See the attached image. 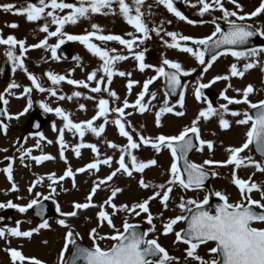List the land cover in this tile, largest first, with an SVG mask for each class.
<instances>
[{"label":"snow or ice","instance_id":"6c2138e0","mask_svg":"<svg viewBox=\"0 0 264 264\" xmlns=\"http://www.w3.org/2000/svg\"><path fill=\"white\" fill-rule=\"evenodd\" d=\"M228 2L233 4L236 10H228L225 8L224 0H198V4L201 6L199 15L204 16L206 13L217 10L221 11L223 13L222 18L228 24L227 31L217 23L216 19H213L211 22L215 24L214 31L211 35L203 38H193L177 32L165 33V35L171 38V42L167 40L164 41L166 47L177 49L193 56L198 61L199 65L204 66V73L212 68L213 64L221 56L230 54L232 57H235L237 61H248L243 65V69L238 68L237 64L233 63L230 66L229 75H218L208 83L200 82L203 78L201 76L197 81V87L194 92L195 98L198 101L201 100L204 95L202 90L210 88L217 81H230L231 77L243 78L248 70L257 67L260 61L255 58L258 57L260 53L264 52V48H248L244 51L236 50L239 46L246 45L249 39L258 33L259 35L264 36V29L257 30L254 29L252 25L245 23L247 20L264 14V0H261L259 7L250 13L244 12L243 6L238 0H228ZM157 3L166 7V9L178 19L186 21L188 24L196 23L176 8L174 0H157ZM144 4L145 0H132L131 5L127 0H79L78 5L65 2V0H37V2L29 3L27 7L17 8L14 4H3L0 5V8L6 12H13V14L16 15H24L28 22H36L42 19L48 20V18H50V24L56 25V30L50 31L49 23L43 24L39 31L46 33V38L40 43L33 44L30 47L50 48L54 59H59L57 56V49H59L66 40L79 41L81 44L85 45L94 56L102 61V65L99 69L88 74L87 81L68 79L65 75L54 74L51 71L46 72L45 76L53 86L60 85L61 82L66 81L70 85L90 89L92 93H100L102 91L101 85L105 83L104 77H107L106 82L110 85L113 76L119 75L124 77L126 75L130 76L131 74L122 71L117 72L115 70L116 63L128 59V56L117 53L116 49L101 47L96 43L91 42L92 38L95 37L97 41L101 42L116 41L124 46L129 52H133L134 46L143 44L144 41L151 38L152 32H155L157 36H160L161 31H163L162 27L150 28L148 23H146L144 19L145 12L142 11ZM113 5L118 6L119 14L123 16L129 25L132 26L135 33L140 35H134V33L129 32L127 33V36L131 38L125 39L120 35L98 34L102 33L103 29L96 24L92 25L93 31L88 32L85 35H72L63 30L65 25H75L80 19H90L92 14H116V9ZM192 7H196V5H192ZM65 9L70 10L68 14L63 16L57 14V10L63 12ZM169 23L171 22L169 21ZM7 26L11 28L18 27L15 23ZM51 37L57 38L58 42L55 45L48 44V38ZM182 41H191L196 47L182 44ZM0 45L8 46L5 55L12 63L13 71L17 68L22 69L27 73L28 79L31 81L35 90H38L41 93L49 92L52 96H57V89L55 87L45 88L40 83L38 77L28 72V69L24 64V56L29 50V47H26V40H18L13 35H9L7 38H3L2 35H0ZM17 46L20 49L19 55L16 52ZM112 53L116 54L113 55ZM206 56H210V60L207 63ZM134 58L139 62L140 71H144L149 67H154L144 63V51L135 53ZM76 59L79 60L80 58L76 57ZM154 71L156 75L144 82L143 90L138 94L134 103L130 104L129 101L125 99L122 107L110 109L109 100L100 98L97 105L98 111L96 115L87 121L79 123L74 122L70 118L71 114L65 112L64 109L60 107L53 109L47 103L43 102L40 104V107L45 112H55V114L65 122L63 128L58 130L55 125H53V130L58 131L59 134L60 154L62 158H64L63 153L67 148L64 140L65 129L74 134H78L81 141H83L87 132H91L99 137L105 131V125L108 123V114L110 111L119 114L118 118L115 119L113 123L118 127L119 135L127 138V144L123 147L116 143H109L108 146L110 148L117 149L120 152V156L116 161L118 167H116L105 179L98 181L94 185L90 194L86 197L85 203L74 202L72 205L73 210L70 212L61 211L59 204L56 203L55 210L60 217H62L58 220V224L67 229L65 243L59 253L58 264H178V259L171 256L168 251L158 243L159 237L148 239L149 233H154L156 231V225L153 223L155 217L149 208L150 202L159 197L163 208L167 210L168 201L171 198V193L173 192L174 187H180L184 190L192 191L203 189L205 181L208 180L210 174L216 175L214 172L210 173L206 166L234 165L235 169H239L241 166L253 165L257 171L264 173V163L257 162L253 160L252 157L241 156V153H244L251 145L254 146L256 152L264 157V100H260L256 103L249 100V96L255 91L251 84L242 90L236 89V91L242 95V99H236L235 97H229L226 94L228 88L232 87L231 83H229L221 93L222 99L227 101V103L221 104L219 108H216L213 106L212 102L208 100L207 107L198 113L196 119L192 121L191 126L185 127L178 135H159L152 138L138 134V140L135 139L130 131L127 130L129 122L125 118V109L133 108L141 114L149 111L148 103L144 102L145 96L149 93V85L154 83L155 80L163 77L167 89L165 91V96L175 95L177 91L187 88V85L182 84L181 77L190 76L196 71V69L185 70L180 62L165 58L163 59L161 66L154 67ZM98 72H103L104 76L98 78ZM90 81H96L97 86L90 88L88 83ZM136 83L138 82L129 80L127 84L129 92ZM20 87L21 85L13 81L8 85L5 93H0V102L5 106L3 111L0 112V116L7 115L8 120H12L13 118L19 119L20 115L26 114L28 110L32 108L30 94L33 91V87H24L22 96L29 97L27 106L23 112L15 117L8 114L7 105L9 104V100L6 98V95H15L12 90ZM73 96L81 97L82 93L76 91L72 96H68L67 99L71 100ZM109 96L119 100L117 93L114 91H109ZM58 98L64 100L66 97L60 95ZM85 98L95 99L92 96H87ZM151 98L154 100L156 94L151 93ZM231 104H246L249 109H254L255 112L253 114L247 110L244 112L230 111L229 105ZM179 106L180 108L184 107L183 94L179 96ZM80 108L85 109V105L81 104ZM167 113H173L176 116L185 115L183 111H175V105H170L166 99L164 105L155 115L157 126H160L161 124V116ZM228 113L233 117H242L235 121L236 124L249 126L246 132L245 142L240 147H229L226 149L229 153V158L226 161L208 159L205 160L203 164L192 162L189 159L188 154L194 149L203 152L205 147L210 151L214 148L213 141L201 138L199 127L201 119L207 121L214 116H219L220 127L227 130L231 127V122L225 119L224 115ZM131 114L132 113H128L127 115ZM100 118H104V123L99 126H94V122ZM36 126L39 127L38 124ZM0 129L3 130L5 135L7 134L8 125L2 120H0ZM133 131L135 130L133 129ZM39 135L42 140L46 139L42 133ZM48 143H52V141H48ZM141 146L151 147L156 153H160L164 150L170 151L173 162L169 169L170 178L167 183L151 185L141 178L138 182L140 187L144 189L150 187L158 188L159 191H154L153 195L148 197V199L134 203L131 206L127 204L118 206L113 202L117 194L123 191V189L119 187L112 188L110 197L106 199L103 204L96 205L93 203V197L96 195V192L101 185H105L109 181H112L118 173L132 177L134 172L143 173L146 169L157 165L158 162L154 158H150L147 161L138 159L137 155L134 154V150L140 149ZM36 147H39V143ZM82 148H90L97 154V157L100 155L99 148L95 144H85L81 142L74 148L77 157L81 155ZM3 151H7V149H3ZM24 156H31V158L38 164L55 159V157L50 154L32 156L31 148L24 151L21 159H23ZM126 157L130 160V163L126 162ZM6 159L12 160L11 157H6ZM246 161L247 165L245 164ZM112 162V157H105L104 159H96L94 162L88 163L85 167L77 169L75 172L69 166L65 173L59 177H57L55 173H51L47 177V179L51 181L49 187L51 188L52 193H55L56 189L54 185L68 177L72 178L73 186L75 187L76 172L83 173L88 170L98 171L102 164L111 167ZM3 171L6 172L8 180L13 181L12 165L9 164V166L3 169ZM43 180V177L38 178L29 188V192L32 191V188H34L36 184H41ZM232 182L239 190L241 196L240 202L230 203L229 196L220 191H209L203 200H185L181 197L177 207L182 214L176 215L174 218H169L166 221L162 220V234L168 235L174 233V242L187 245L186 256L197 261L198 264H264V228L253 226V224L257 222L264 224V203L261 202V200H264V186L253 182L251 178L248 180L239 178L235 171L233 172ZM12 190H18L14 182L12 183ZM253 191L261 193V200H255L252 198L251 194ZM41 195L42 194L38 193L37 198L32 199L26 205L15 204L11 201L7 204L0 203V209L12 208L17 209L20 213H27L29 209L38 207L39 211L36 215L43 217L45 206L39 199ZM212 196H215L222 201V203L215 205L214 213L205 208L206 205H209ZM50 198L51 193L49 196L43 197L44 200ZM90 207L100 208V211L97 213L98 223L97 227L92 228L89 233L90 239L92 240V246L82 247L77 243V239H82V237L79 236V233L74 232L71 224L68 223L67 218L77 217L80 210H86ZM107 208H111L112 212L110 213ZM118 212H124L129 216H140L141 213H145L147 214L146 223L151 227L148 231H140L138 224L130 223L127 219H124L122 223L123 230L121 231L113 222V216ZM183 213H187V215ZM160 215L162 217L163 213ZM181 221H186L187 227L181 231H175L174 226ZM105 222L113 230V234L100 233L99 229L104 227ZM19 223L20 222H17L16 227L8 229L0 228V238H6L7 236L31 238L34 233H39L42 229H49L51 227L48 220L43 219V222H41L38 227L22 231L19 227ZM104 240L113 241L114 243L109 247L104 248L100 243ZM210 242L215 244V246L210 249V252L215 255L214 258L209 261L203 259L198 254V249L201 245H207ZM44 243H47V241ZM69 246H73L74 251L66 259L65 257L68 253ZM6 251L10 253L13 264H17V262H19V264H25V262H27V264H44V262L38 258L24 256L22 252L17 249L9 248L6 249Z\"/></svg>","mask_w":264,"mask_h":264},{"label":"rangeland","instance_id":"374dc122","mask_svg":"<svg viewBox=\"0 0 264 264\" xmlns=\"http://www.w3.org/2000/svg\"><path fill=\"white\" fill-rule=\"evenodd\" d=\"M68 2V0H65ZM131 5L132 0H127ZM238 2L243 6L245 13H250L259 7L261 0H238ZM32 0H0V5L3 4H14L17 8L27 7ZM79 0H75V4L78 5ZM196 5V7H192ZM224 6L228 10H236L235 6L224 0ZM116 9V14H92L90 19H80L75 25L67 24L63 29L65 32L72 35H85L88 32L93 31L92 25H99L103 29V35H120L125 39H130L127 33L132 32L134 35H140L135 33V30L129 25L122 15L119 14V9L117 5H113ZM200 5L198 0H187L186 9L188 15L192 17L196 23L188 24L186 21L178 19L174 14L170 13L166 7L157 3V0H145V4L142 7V11L145 12V21L148 23L150 28H161V35L157 36L155 32L151 33V38L144 41L143 44H138L134 46L133 52H129L124 46L120 45L116 41L101 42L97 41L95 37L92 38L93 43L107 49H116L117 53L128 56V59L123 61H118L115 65V70L117 72L130 73V76L121 77L115 75L112 77V82L110 85L107 84V77L105 78V83L101 85L102 91L100 93H92L90 89H85L82 87H77L75 85H70L66 81L61 82L60 85L53 86L48 78L45 76L46 72H53L54 74L65 75L68 79L83 80L87 81V76L94 70L101 67L102 61L94 56L85 45L81 44L79 41H67L63 44H73L72 60L63 59L59 55V49H57V56L59 59H54L51 54L50 48H31L33 44L40 43L46 38V33L39 31L43 24L49 23V30L55 31L56 25L50 24V18L48 20H40L36 22H28L26 16L16 15L13 12H6L0 8V35L3 38H7L9 35L15 36L18 40H26V47L29 50L24 56V64L28 69V72L34 74L39 78L40 83L45 88L55 87L57 89V96H52L49 92L41 93L35 90L31 81L28 79L27 73L22 69L17 68L13 71L12 64H8V59L5 55L7 50L6 45H0V93H5L8 85L13 81L19 85L20 88L13 89L12 91L15 95H6L9 100L7 105L8 114L13 117L17 116L19 113L23 112L27 106L29 97L22 96L24 87H33V91L30 94L32 100V108L24 115H20L19 119L13 118L8 120L6 123L8 125V131L5 135L3 130L0 129V203L7 204L9 201L19 204L26 205L32 199L37 198V194H42L39 199L43 200L44 196H49L51 193V198L48 199L54 206L56 203L59 204L61 211L70 212L73 210V203H85L86 197L90 194L91 189L94 185L105 179L111 172L118 167L116 161L120 156V152L117 149H112L108 145L109 143H116L121 147L127 144V138L119 135L118 127L113 123L115 119L118 118L119 114L115 112H109L108 123L105 125V131L101 136L97 137L91 132H87L81 141L78 134L65 129L64 140L67 148L64 150L63 157L60 154L59 145V134L58 131L53 130V125L56 129L63 128L64 121L58 117L55 112H49L52 116L49 125L40 133L46 139H41L40 135H32L26 131L25 124L29 121L32 114L35 113L40 107L41 102L47 103L50 107L55 109L60 107L65 110V112L71 114V119L74 122H82L92 119L98 111V101L100 98L109 100V107H122L123 101L127 99L130 104L134 103L138 97V94L143 90V84L148 79L156 75L154 67H159L162 64L163 59L167 58L169 60L177 61L182 64L185 70L196 69L189 77L190 81L187 85V90L184 94V107L180 108L179 104H175L169 96H165V80L163 77L157 79L149 85V93L145 96V103H148L149 111L141 114L133 108L125 109V118L129 122L127 130L133 135L135 139L138 140V134H142L145 137L155 138L159 135L173 136L178 135L185 127H189L192 121L196 119L198 113L207 107V101L210 100L206 96L207 89H215L219 92L220 96L217 102L213 104L214 107L219 108L221 104L227 103L221 97V93L224 89L231 83L232 87L228 88L227 95L229 97H235L236 99H242V95L236 91V89H244L249 84L253 85L255 91L249 96V100L253 103L264 100V52L260 53L255 59L259 60L260 63L257 67L248 70L243 78L231 77L230 81H217L210 88L203 89V97L201 100L195 98L194 92L197 87V81L202 76V83L210 82L214 77L218 75H229L230 66L236 63L238 68L243 69V65L247 63V60L237 61L235 57L230 54L220 57L206 73L203 72L202 65H199L198 61L188 53L181 52L177 49H172L166 47L164 41L167 40L171 42V38L165 35L166 32H177L182 35L190 36L193 38H203L212 34L215 29V24L211 21L216 19L217 23L222 25L224 19L222 18L223 13L221 11H213L206 13L204 16L199 15ZM51 10V9H48ZM70 10L65 9L63 12L57 10L58 15H66ZM107 11V10H105ZM180 11V10H179ZM149 18V19H148ZM234 19V18H233ZM169 21L171 23H169ZM245 22L251 23L255 28L261 30L264 29V14L254 17ZM17 24L18 27L11 28L7 25ZM58 42L56 37L48 38L49 45H55ZM182 44H187L190 47H196L191 41L181 42ZM153 49L156 52L155 58H145V64L152 65L154 67L146 68L144 71H140L139 62L134 58L135 53ZM17 54H20V49L17 46ZM115 55L116 53H112ZM76 57L80 59L77 60ZM209 59L206 60V63ZM138 69V70H137ZM5 71H7V80H4ZM104 76L103 72H98V78ZM129 80L137 81L134 84L131 91L127 88ZM91 87L97 86L96 81L88 82ZM108 89V90H104ZM79 91L82 93L81 97H74L69 100L68 96H72L74 92ZM109 91H114L117 93L119 100L114 97L109 96ZM151 93L156 94V98L153 100L151 98ZM64 95L66 98L60 100L58 97ZM92 96L95 99H86L85 97ZM20 97V98H17ZM206 98V99H205ZM168 100L170 105H175V111H183L185 115L176 116L173 113H167L161 116V124L157 126L155 122V115L159 109L164 105L165 100ZM150 101V103H149ZM211 101V100H210ZM212 102V101H211ZM85 105V109H81L80 105ZM237 108V111L244 112L249 111L246 104H231L229 105L231 109ZM132 113L131 115H127ZM224 118L231 122V127L224 130L219 125V116H214L210 120L201 119L199 127L201 138L204 140H210L214 143L213 150H208L205 147L203 152H195L192 155V161L197 164H203L205 160L212 159L215 161H226L229 158V153L226 149L229 147H240L246 140V131L248 130V125H238L235 121L242 117H233L230 113L225 114ZM104 123V118H100L94 122V126H99ZM245 127V129H244ZM133 129L135 131H133ZM39 133V134H40ZM52 141V143H48ZM81 142L85 144H95L99 148L100 155L94 153L90 148H82L81 155L76 156L74 148ZM39 143V147L36 145ZM31 148L32 156L50 154L55 157L54 160L44 161L43 163H36L31 156H24L25 150ZM7 149V151H3ZM134 154L137 155L138 159L142 161H147L150 158L157 160V165L146 169L143 173H133L132 177H128L124 174H117L112 181H109L105 185L97 190L96 195L93 197V203L96 205H101L108 199L111 195L112 188L119 187L123 189L122 192L118 193L114 199V203L119 205L127 204L131 206L134 203L142 202L153 195L154 191H159L158 188H148L144 189L140 187L139 180L143 178L146 183L151 185L166 184L170 178L169 169L173 158L170 151L164 150L160 153H156L151 147L141 146L140 149L134 150ZM253 155V157H252ZM242 157H252L253 160L257 162L264 163L260 157L254 155V149L252 146L245 150L241 154ZM6 157H11L12 160L6 159ZM105 157H112V166L101 165L99 170H88L83 173L76 172L75 176V187L73 186V180L71 177L59 181L54 185L56 191L52 193L49 184L51 181L47 179L48 175L55 173L57 177L62 176L67 167H71L75 172L77 169L85 167L88 163L94 162L96 159H104ZM126 162L130 163V160L126 157ZM9 164L13 168V181H9L7 174L3 169L7 168ZM247 165V161L245 162ZM212 169L216 173V178L210 187L201 190H184L180 187H174L171 193V198L168 201V209L165 210L158 197L152 200L149 204V208L153 216L155 217L153 223L156 225V231L154 233H149L148 239L159 237L158 243L163 246L171 256L178 259V264H198L197 261L188 258L186 256L187 245L183 243H176L174 233L163 235L162 231V220L166 221L169 218H174L176 215L182 214L177 204L180 202V198L183 197L185 200L196 199L203 200L205 195L209 191H220L226 193L229 196L230 203H237L241 201V196L238 188L233 184V172L239 178L251 180L258 185L264 186V173L259 172L253 165L241 166L239 169H235L234 165L228 166H217L211 165L206 166ZM40 177L44 180L41 184H36L32 191L29 192V188L32 184ZM15 183L18 190H12V183ZM252 198L255 200H261V193L253 191L251 194ZM217 198L212 196V199ZM264 203V200H261ZM10 208H2L0 212H5ZM14 213L15 221L10 224H0V228L8 229L11 227H16L17 222L22 231L31 230L38 227L40 224L33 215L32 209H29L27 213H20L17 209ZM111 213L112 209L107 208ZM100 211L99 207L89 208L86 210H80L77 217L67 218L68 223L71 224L74 232L79 233L82 239H77V241L84 242L90 247L92 246V240L90 239L89 233L92 228L97 227L98 217L97 213ZM215 211L214 209L212 210ZM161 213L163 216L161 217ZM187 215V213H183ZM147 214L141 213L140 216H129L124 212H118L113 216V222L117 228L121 231L122 223L124 219H127L130 223L139 224L148 229L151 227L146 223ZM59 214L50 218L48 220L50 224L49 229H42L39 233H34L31 238L22 237H11L0 238V264H13L10 253L6 249L13 248L22 252L26 257H35L44 264H58L59 253L61 252L63 245L65 243V235L67 229L63 228L58 224V220L61 219ZM257 228H264V224L256 223L253 225ZM175 231H181L185 228V221H181L176 226H174ZM101 234H113V230L107 225L99 229ZM47 241V243H44ZM101 246L104 248L109 247L113 241L104 240ZM214 243L207 245H201L198 249V254L205 260H211L214 258L215 254L210 252V249L214 247ZM73 246H69L68 253L66 254V259L71 254ZM218 258V257H215ZM19 264V262H17ZM27 264V262H25Z\"/></svg>","mask_w":264,"mask_h":264},{"label":"water","instance_id":"95a60500","mask_svg":"<svg viewBox=\"0 0 264 264\" xmlns=\"http://www.w3.org/2000/svg\"><path fill=\"white\" fill-rule=\"evenodd\" d=\"M35 2H37V0H35ZM174 3L177 4L179 7L183 8L185 0H174ZM223 29L225 31H227L228 24H226ZM257 46H264V38L261 37V35H259V33L255 36L251 37L246 45L239 46L237 49H248V48L257 47ZM69 48H70V46H67V47H64L62 49V55L64 57L70 58ZM206 57H210V56H206ZM181 81H182V84H185L183 81V77H181ZM183 92H184V89H181V90L177 91V93L175 95H172V97L177 101V100H179V96L181 94H183ZM0 108H1V112H2L3 106L0 105ZM49 118H50L49 115L45 111H39L38 113H36L35 116L32 118V122H31L33 124V132L38 133L46 125ZM0 119L5 121L7 119L6 115L0 116ZM37 124L39 125V127L36 126ZM212 177H213V175L210 174L209 181L211 180ZM43 204L45 206V211H44L43 217L36 215V213L39 211V208L35 207V216L37 218H39L41 221H43V219H47L50 216L56 214L55 209H53V207L50 205L49 202L43 201ZM6 220L7 219H5V221ZM9 220L12 221V218ZM139 230L144 231L141 228H139ZM78 244L82 247H87L85 244H82V243H78Z\"/></svg>","mask_w":264,"mask_h":264}]
</instances>
